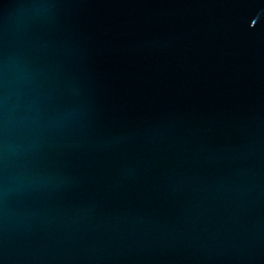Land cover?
<instances>
[{
  "label": "water",
  "instance_id": "95a60500",
  "mask_svg": "<svg viewBox=\"0 0 264 264\" xmlns=\"http://www.w3.org/2000/svg\"><path fill=\"white\" fill-rule=\"evenodd\" d=\"M0 264H264V0H0Z\"/></svg>",
  "mask_w": 264,
  "mask_h": 264
}]
</instances>
